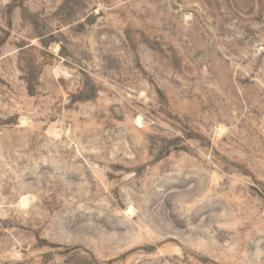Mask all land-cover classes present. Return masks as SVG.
Masks as SVG:
<instances>
[{
	"label": "rangeland",
	"instance_id": "obj_1",
	"mask_svg": "<svg viewBox=\"0 0 264 264\" xmlns=\"http://www.w3.org/2000/svg\"><path fill=\"white\" fill-rule=\"evenodd\" d=\"M0 264H264V0H0Z\"/></svg>",
	"mask_w": 264,
	"mask_h": 264
}]
</instances>
